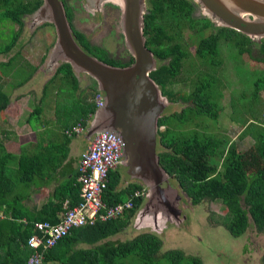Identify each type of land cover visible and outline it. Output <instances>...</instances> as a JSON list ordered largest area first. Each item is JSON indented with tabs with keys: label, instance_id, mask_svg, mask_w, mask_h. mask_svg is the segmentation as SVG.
Segmentation results:
<instances>
[{
	"label": "trees",
	"instance_id": "16d2710c",
	"mask_svg": "<svg viewBox=\"0 0 264 264\" xmlns=\"http://www.w3.org/2000/svg\"><path fill=\"white\" fill-rule=\"evenodd\" d=\"M60 1L75 41L88 54L113 66H125L132 62V58H130L128 64L120 63L110 58L101 46L89 43L83 32L78 30L76 25L73 26L72 9L68 5V1ZM156 2L160 7L156 8L155 12L160 14L166 7L189 10L187 1L183 0H156ZM40 4L41 0H0V23L7 20L18 26L15 31H11V36L7 41L0 44V54L5 55L12 48L22 29L24 17L31 16ZM77 5L80 4L77 3ZM83 7L84 13L90 9L85 4ZM150 11L149 15L143 16L142 28L145 45L151 50L156 61L155 68L150 71L149 77L169 101L175 102L188 98L197 113L213 118L218 117L219 108L214 104V98L216 100L221 96L220 88H218L221 79L219 66L222 64L219 56L220 44L233 50L235 55L239 56L245 53L251 60L260 62L264 66V37L254 39L230 27L214 26L215 24L200 19L199 22L203 28L208 25L213 28V31L199 37L196 51L202 58V62L212 66L213 70L210 74L200 76L199 81L194 83L195 86L188 94L178 93L172 90L171 84L182 59L186 56L185 52L171 34L165 33L164 24L153 23L149 19L151 14H155L152 9ZM159 33H163V38L168 43L164 50H155L149 46L151 41L156 42ZM13 60L15 63V57L10 56L6 61L0 62V65H9ZM215 69L217 71L214 73ZM259 74L254 79V85H257V88L264 87V68ZM29 78L28 76L23 77V80L19 79L14 85L15 88L22 83H28ZM33 79L34 77L32 81ZM257 79L258 82H256ZM3 86V81L0 79V111L8 103V96L3 90ZM41 86L38 103L33 104L30 118H35L42 112V102L51 95L57 122H61L58 123L59 126L56 125L58 129H52L50 133L49 131L45 133L47 139L45 145L37 140L32 149L21 147L18 155L7 152L0 140V264H26V259L32 251L26 246V239L33 231V222L47 220L55 223L60 219L63 211L62 202L65 198L68 200V206H72L78 201L79 185L76 183L75 173L67 181L54 187L51 197L55 200L49 198L38 208H29L23 203L27 195V186L34 180L47 176L44 171H51L53 174L67 156L69 141L73 137L85 133L87 123L95 110L94 96L98 92L94 83L87 88V92L75 96L77 76L67 62H60L51 76L47 78L44 76ZM256 99L257 97L253 100ZM160 117L158 125L161 122ZM76 122L83 124L84 131L79 134H65L64 130L70 129ZM44 124L47 125L46 122ZM161 133L157 130V141H159ZM166 134L169 135V132L166 131ZM227 143L226 137L220 135H204L198 138L194 134L193 136L171 139L168 142H162L163 146L170 149V152L161 151L158 153L159 165L170 178L176 181L192 202L198 201L203 196L232 198L246 187L248 192H253L251 193L253 200L251 201L250 215L257 226H264V196L261 194L264 167L253 173L250 181L246 180L238 162L233 160L239 155L234 154L232 150H228L226 154L233 158L227 163H223L220 170L216 171V167L212 168L209 165L197 166L195 164V160L202 156L207 157L211 163L215 164L223 156ZM262 147L264 149V142ZM12 160L16 162V168L13 170L7 168V163ZM214 172L217 173V176L213 175ZM120 176L121 172L118 168L108 172V182L102 191V201L107 205L124 202L135 189L142 187L137 181L118 187ZM143 199V197L132 198V208L124 212L121 217L96 221L72 229L51 248L42 252L45 264H159L158 254L161 248V238L155 233L141 232L126 240L109 239L127 226ZM219 219L223 225H227L231 229L234 235L241 234L245 229L246 217L240 211L235 213L234 218L233 214L229 212ZM230 221L232 227L229 225ZM164 256L173 264L182 259V254L178 250H168ZM262 261L264 263V250ZM190 264H200V262L192 259Z\"/></svg>",
	"mask_w": 264,
	"mask_h": 264
},
{
	"label": "rangeland",
	"instance_id": "374dc122",
	"mask_svg": "<svg viewBox=\"0 0 264 264\" xmlns=\"http://www.w3.org/2000/svg\"><path fill=\"white\" fill-rule=\"evenodd\" d=\"M67 1L72 9L73 26L76 25L91 44L105 49L110 58L128 64L131 57L124 45L119 28L118 6L106 2L100 6L99 10L88 6L90 9L84 13L82 11L84 0ZM183 1H187L189 10L166 7L160 14L155 12L156 8L160 7L156 0H145L143 16L149 15L152 9L155 14H151L149 19L153 23L164 24L165 33L171 34L181 45L186 56L182 59L173 78L171 88L178 93L188 94L195 86L194 83L199 81L200 76L210 74L213 70L212 66L202 62V58L196 51L199 37L209 34L213 28L208 25L203 28L199 20L205 19L208 23H215L194 0ZM108 7H112L117 12H109L111 9L106 10ZM112 21L115 23L114 28L105 26V24L112 25ZM17 28L16 24L7 20L0 23V44L7 41L11 36V31H15ZM158 36L156 42L151 41L149 46L155 50H164L168 43L163 38V33H159ZM54 38V29L46 21L38 22L35 17H24L16 43L7 54H0V62L6 61L10 56L15 57V63L13 60L9 65H0V79L12 86L19 79L30 77L28 83L26 85L22 83L17 87V90L28 93L29 105L32 108L33 104L38 103L44 76L46 78L51 76L57 66V64L48 66L46 62ZM219 53L222 61L220 69L218 68L221 73L218 84L221 96L216 100L214 98V104L219 108L218 117L213 118L197 113L188 98L172 102L164 96L166 105L158 125V130L162 133L159 136V141L156 140V149L158 153L161 151L169 153L170 149L163 146L162 142H168L178 137L193 136L194 134L198 138L204 135L225 136L228 143L224 148L223 156L215 164L205 156L198 157L195 164L197 166L209 165L212 168L216 167V171L220 170L223 163H227L233 158L226 154L228 150H232L234 154L239 155L233 160L238 162L245 179L250 181L252 174L264 167V149L262 147L264 142V87L257 88V85H254V79L260 75L259 72L263 70L264 66L260 62L251 60L245 53L239 56L235 55L233 50L222 44H220ZM216 71L215 69L214 73ZM76 76L77 90L74 95L80 96L87 92V88L91 84L94 85V81L83 73H76ZM212 97H214L213 94ZM255 97L257 99L253 100ZM42 103V112L35 118L33 117L30 124L44 121L47 126L50 125L48 127L58 129V123L61 122H57L52 96L46 97ZM31 107L30 110H32ZM30 131L27 130L28 133L26 132L23 137L32 141L33 135L30 134ZM166 131L169 132V135L166 134ZM84 135L85 133L71 139L74 147L81 148L85 145L87 139ZM117 168L121 172L118 187L136 181L127 176L125 167L120 165ZM213 175L217 176V173L214 172ZM218 177L220 178V176ZM168 182L176 189L179 196L176 206L180 214L176 220H162L163 222L159 224H153L150 218H143L145 213H141V206L144 198L127 226L109 239L126 240L141 232H153L161 238V248L158 254L159 264H173L164 256L168 250L181 252L182 259L175 264H190L192 259L199 260L200 264H264L262 261L264 226H257L249 212L253 200L251 193L253 192H248L245 187L242 192L232 198L203 196L198 201L192 202L175 180L169 177ZM261 194L264 196V182ZM237 211L245 215L246 224L241 234L234 235L227 225L220 222L219 217L230 212L234 218ZM136 213L141 214L137 217ZM231 221L229 225L232 227Z\"/></svg>",
	"mask_w": 264,
	"mask_h": 264
},
{
	"label": "water",
	"instance_id": "95a60500",
	"mask_svg": "<svg viewBox=\"0 0 264 264\" xmlns=\"http://www.w3.org/2000/svg\"><path fill=\"white\" fill-rule=\"evenodd\" d=\"M145 0H84V4L100 9L110 2L118 6L119 28L132 58L125 66L109 65L85 52L75 41L60 0H41L32 13L36 21H46L54 29V42L47 55V64L67 62L76 74L83 73L102 93V105L95 108L84 137L87 141L100 131L116 132L122 142L125 173L147 190L141 206L143 218L152 223L176 220L179 198L169 184L168 174L159 165L156 149L158 118L166 98L149 77L156 61L143 37ZM215 25L227 26L245 35L264 37V0H194ZM30 16V17H31ZM140 213V214H141ZM140 214L136 213L139 217Z\"/></svg>",
	"mask_w": 264,
	"mask_h": 264
},
{
	"label": "built area",
	"instance_id": "2783aa9c",
	"mask_svg": "<svg viewBox=\"0 0 264 264\" xmlns=\"http://www.w3.org/2000/svg\"><path fill=\"white\" fill-rule=\"evenodd\" d=\"M94 103L95 108L102 105L101 92L95 94ZM83 131V124L76 122L70 129H65L64 133L71 135ZM121 162L122 142L116 132L100 131L87 141L76 163L78 201L68 206V200H64L60 219L55 223L47 220L33 222V231L26 239V246L32 250L26 259V264H45L42 252L51 248L72 229L96 221L121 217L124 212L132 208V198H145L147 190L142 186L141 189H135L122 203L107 205L102 201V191L108 182V172L119 167Z\"/></svg>",
	"mask_w": 264,
	"mask_h": 264
},
{
	"label": "crops",
	"instance_id": "0c3cea01",
	"mask_svg": "<svg viewBox=\"0 0 264 264\" xmlns=\"http://www.w3.org/2000/svg\"><path fill=\"white\" fill-rule=\"evenodd\" d=\"M5 78L8 80L7 77ZM2 81L4 84L3 90L8 96V103L6 107L0 111V140L2 141L6 151L13 155H18L21 147L32 149L37 140L41 141V143L45 145L47 140L45 133L47 131L50 133L52 130L51 127H48L50 125H45L44 121H39L40 124L39 122L36 124H30L31 105H29L28 93L26 94V92L17 90V87L15 90L14 85L10 86L6 81ZM27 130H31L30 134L33 135L34 141L23 137L25 136ZM86 143L81 148H77L74 147L73 141L70 140L67 146V156L59 165V167L56 168L55 172L52 174L51 171H44L47 176L45 175L43 178H38L34 180L30 186H27V195L23 201L27 207L38 208L49 198L55 200L53 197H51L54 187L64 181H67L71 175L76 173L77 159L79 153L87 145ZM7 164L8 169L13 170L16 168L15 160H12ZM64 200H67V198Z\"/></svg>",
	"mask_w": 264,
	"mask_h": 264
},
{
	"label": "flooded vegetation",
	"instance_id": "af4514ba",
	"mask_svg": "<svg viewBox=\"0 0 264 264\" xmlns=\"http://www.w3.org/2000/svg\"><path fill=\"white\" fill-rule=\"evenodd\" d=\"M77 2H78V0H77ZM111 9V11H109ZM99 10V9H98ZM106 10H108L109 12H111V13H115V12H117V11H115L112 7H108V8H106ZM117 22V21H116ZM112 23H113V21H112ZM105 26L107 27H110V28H114V26H115V23H113L112 25H106L105 24ZM87 39V38H86ZM88 40V39H87ZM88 42L90 43V41L88 40ZM82 48V47H81ZM83 49V48H82ZM84 50V49H83ZM85 51V50H84ZM85 52H87V51H85ZM88 53V52H87ZM131 57V56H130Z\"/></svg>",
	"mask_w": 264,
	"mask_h": 264
}]
</instances>
